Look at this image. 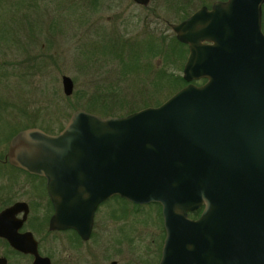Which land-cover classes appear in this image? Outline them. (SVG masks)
I'll use <instances>...</instances> for the list:
<instances>
[{
	"label": "water",
	"instance_id": "water-1",
	"mask_svg": "<svg viewBox=\"0 0 264 264\" xmlns=\"http://www.w3.org/2000/svg\"><path fill=\"white\" fill-rule=\"evenodd\" d=\"M263 3L216 1L169 24L188 48L187 84L161 105L104 118L78 109L57 134L32 127L10 139L9 166L46 180L49 231L86 240L99 205L118 197L160 206L158 264H264ZM61 86L72 95L70 77ZM28 213L25 202L2 209L0 236L31 264H51L20 233Z\"/></svg>",
	"mask_w": 264,
	"mask_h": 264
},
{
	"label": "rangeland",
	"instance_id": "rangeland-1",
	"mask_svg": "<svg viewBox=\"0 0 264 264\" xmlns=\"http://www.w3.org/2000/svg\"><path fill=\"white\" fill-rule=\"evenodd\" d=\"M203 1L205 4L193 8L190 15L216 0ZM181 14V11L170 9L166 0H150L147 7L138 6L131 0H0V34L6 39L0 44V127L4 135L9 134V128L19 132L32 127L57 134L75 111L72 108L86 103L98 95L95 94L98 91L109 90L118 98L140 105L136 78L127 76L128 80L120 81L127 73L122 75L119 62L92 51L103 49L102 31L108 38L117 36L132 40L142 39L144 32L153 30L156 35L164 34L165 41H170L175 35L169 24L181 22L178 18ZM184 49L186 52L178 61L179 65L184 57L182 66L167 69L181 77L188 57L186 45ZM149 62L153 71L167 66L158 56ZM149 74L153 72L148 73V77ZM62 76L73 81L74 89L69 97L63 94ZM114 95L108 93L102 100L109 104L111 101L107 99ZM110 106H115L110 110L119 116L136 109L118 108V104ZM11 138L2 144L4 153ZM6 164L5 160L0 161V199L9 204L4 206L0 201V210L15 202H29L30 214L22 231L32 232L40 255L48 257L51 264H80L79 251L66 249L64 233H48L47 217L51 209L40 196L41 192L33 190L35 181L26 173L11 170ZM97 209L96 219L127 217L132 222H126L127 226L138 234L135 245L127 246L125 254L116 253L114 261L122 264L132 260L131 255H134L140 261L158 264L165 237L160 206H138L113 198ZM99 233L100 229L95 235ZM2 257L8 264L32 262L31 257L15 253L3 240Z\"/></svg>",
	"mask_w": 264,
	"mask_h": 264
},
{
	"label": "trees",
	"instance_id": "trees-1",
	"mask_svg": "<svg viewBox=\"0 0 264 264\" xmlns=\"http://www.w3.org/2000/svg\"><path fill=\"white\" fill-rule=\"evenodd\" d=\"M166 2L168 3L170 9H176V11H179V13L180 11L182 12L181 16L178 17L180 20H183L188 17L193 8L205 4L203 0H166ZM147 31L143 34L144 38H134L132 40H124L117 36H110V38H108L105 31H102V33L100 34L102 35V40L100 38V41H102L103 43V49L92 51L93 54H100L104 58L107 57V59L110 58L112 61L115 60L119 62L120 68L122 70V75L124 76L127 73L125 77H122L120 79V81L124 78L128 80L127 76H132L136 78L135 80L137 83L138 90L137 93L141 97V99L139 100L142 103L140 105H136L135 102L127 101L125 98L116 97L114 95L115 92H109V90H105L98 91L97 93H95L98 95L93 96L86 103L77 104L72 109H83L87 112L100 116H119L114 113V111L110 110L115 106L110 105L118 104V108H136L128 111L125 114L127 115L150 106L160 105L163 100H167L168 98H170V96H172L174 93H176L178 90H180L187 84L181 76L172 71L170 72L167 70L168 67L170 68L175 66L176 68L180 57H182L183 54L186 52L184 49L185 45L178 42L175 36H173L170 41H165L166 36H164V34L156 35L153 30ZM2 40L5 41L6 39H2L1 33L0 44L2 43ZM155 56H158L161 60L166 62L167 66L165 67V69H161L160 71H153V66L149 61ZM183 62L184 57L178 66H182ZM150 72H153V74H149L148 77V73ZM193 84H198V82H193ZM108 93H110V95H114L115 97L110 96L109 99L105 97L107 100L111 101V103L106 104L104 100H102V98ZM144 94H148L146 98L144 97ZM60 130H62V128H60L59 131ZM8 131L9 134L4 135L2 127H0V161H3L5 157L4 149H2V144H4L6 141L9 140V138H11L17 133V130L15 129L11 131L9 128ZM46 131L47 130H45V132ZM6 166H8L11 170L15 172L24 173L19 169L9 166V164H6ZM114 198L119 199L121 201L123 200L118 197ZM8 204L9 201L2 200V205L6 206ZM199 212L200 211L198 210L194 213H191L189 217L195 218L199 215Z\"/></svg>",
	"mask_w": 264,
	"mask_h": 264
},
{
	"label": "flooded vegetation",
	"instance_id": "flooded-vegetation-1",
	"mask_svg": "<svg viewBox=\"0 0 264 264\" xmlns=\"http://www.w3.org/2000/svg\"><path fill=\"white\" fill-rule=\"evenodd\" d=\"M216 1H225V0H216ZM216 1H214V2H216ZM214 2H212L210 4V6H205V7H207V9L209 10L211 5ZM201 7H203V6H201ZM261 32L264 35V3L261 7ZM206 81H207L206 79H199V80L194 81V82H202V84H204ZM197 86H200V85H197ZM4 160H5V157H4ZM24 173H26V172H24ZM26 175L35 181L36 185H34V187H32L33 190L38 189L41 192L42 195H40V196L43 197V199L45 200V202L49 205V208L51 209V212L47 217V231H48V233H58V232L64 233L66 235V249L68 251H70L72 249H74L75 252L79 251L80 264H118L116 261L113 260V258L116 257L115 254L116 253L125 254V248L127 246L130 245L131 247H133L135 245V243H136L135 238H138V234H134L133 233L134 231H132V227L127 226L128 224L132 223L131 220H129L127 217L108 216V217L99 218V219L98 218L96 219L94 217L90 235H89L88 239H86V240L82 239L76 233V231H74L73 229H66L64 231H49L48 222H49L51 215L53 214V208H52V205H51L49 198L47 196V193H46V180L42 177H39L36 175H30L28 173H26ZM34 195L37 196L36 193ZM113 198L114 197H112L110 199H113ZM0 201L2 202V199H0ZM19 202H24V201H19ZM104 203H102V204H104ZM26 204L28 205L29 213L27 215V218H26L23 226L26 224L28 217H29V214H30V203L28 202ZM102 204H100L98 208H100L102 206ZM1 211H2V209L0 210V212ZM97 211H98V209H97ZM199 211H200L199 212V215H200L202 208H200ZM199 215L197 217L191 218V219H197L199 217ZM18 217H21V215H18ZM119 223H120V226H118ZM23 226H22V228H23ZM22 228L20 229V233L30 232V231H22ZM0 229L2 232V224L0 226ZM99 229H100V233L98 235H95L96 231ZM30 233L32 234V232H30ZM97 236H98V238L93 241V239L96 238ZM2 240H3L2 236H0V260H2ZM163 240H164V238H163ZM3 241L8 245V243L5 240H3ZM8 247L10 248L9 245H8ZM10 249H12V248H10ZM16 253H18V252H16ZM24 256H29V255H24ZM131 256L133 257L132 260H127L128 263L125 262L122 264H149L148 260L140 261L139 259L135 258L134 255H131ZM29 257H31V256H29ZM7 264H8V262H7Z\"/></svg>",
	"mask_w": 264,
	"mask_h": 264
}]
</instances>
